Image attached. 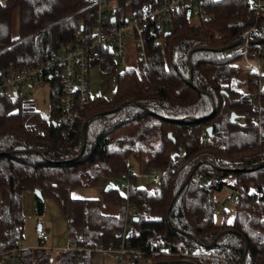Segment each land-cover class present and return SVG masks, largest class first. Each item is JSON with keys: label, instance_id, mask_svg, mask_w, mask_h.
<instances>
[{"label": "trees", "instance_id": "obj_1", "mask_svg": "<svg viewBox=\"0 0 264 264\" xmlns=\"http://www.w3.org/2000/svg\"><path fill=\"white\" fill-rule=\"evenodd\" d=\"M91 1L0 4V70L37 65L64 48L92 43L98 6ZM160 1L109 0L108 13L124 22ZM197 4L208 20L192 24L189 4L174 13L165 34H147L148 65L139 61V68L117 72L115 58L102 55V72L116 74L114 96L93 99L66 136L55 123L57 87L50 113L37 111L21 93L0 95V250L21 248L23 196L39 189L36 214L44 215L46 198L55 199L74 244L59 253L22 248V263L93 264L92 249L109 244L123 227L121 202L118 214L104 211L118 195L114 187L106 191L108 182L143 161L164 176L146 186L136 179L133 249L212 245L215 258L160 254L152 264H264V208L255 203L264 199V77L243 55L249 33L250 57L259 48L264 57V15L252 0ZM209 127L212 141L205 144L202 132ZM215 176L219 187L209 179ZM226 184L244 196L217 222L214 193ZM100 186L101 198L73 197L76 189Z\"/></svg>", "mask_w": 264, "mask_h": 264}, {"label": "built area", "instance_id": "obj_2", "mask_svg": "<svg viewBox=\"0 0 264 264\" xmlns=\"http://www.w3.org/2000/svg\"><path fill=\"white\" fill-rule=\"evenodd\" d=\"M9 0H0L1 5H6ZM109 0H92L91 5L98 6V15L96 19L97 32L92 43L88 45H77L70 48H64L54 54H51L45 61L37 65H27L19 69L7 68L0 70V95L12 94L17 96L26 85L33 86L38 82H48L57 87L60 96V110L56 117V125L63 126L64 135L67 130L75 126V123L82 119L86 107L91 104L93 98L91 95V68L95 62L101 63L102 55H112L120 59L121 64H126V44L127 39L135 33V45L138 51L139 61L145 66L148 65L146 36L152 33L155 36H161L166 33L167 28L173 21L174 13L187 7L192 0H162L158 4L146 5L139 15H135L128 21H121L117 14L103 12L102 7ZM200 0H197L199 2ZM252 7L264 15V0H252ZM191 11V9L189 10ZM194 14L200 16L201 21L209 19V15L198 7L193 9ZM245 49L243 51L245 62L253 67L261 77L263 76L261 62L264 57L261 55V48L255 51L256 58H251L248 52L249 33L245 40ZM54 80V81H52ZM264 90V88H263ZM259 122V119H256ZM67 129V130H66ZM204 143L212 141V136L205 129L202 132ZM164 176L162 171L154 166L141 168L131 164L127 170L120 175V189L123 194L118 199L124 205L123 227L115 232L116 239L109 244H99L94 247L96 253H107L123 264H152L153 255H178L184 258L198 257L215 258L212 245H181L178 250H174L170 242H164L161 249L135 250L131 247V227L137 219L138 206L132 200V189L138 184L136 179L157 182ZM216 187H219L218 176L209 178ZM228 185V184H226ZM225 186V185H224ZM230 186V185H229ZM231 187V186H230ZM232 188L229 202H237L243 198L244 194L237 188ZM264 199H255L257 207L264 208ZM225 208H220L223 212ZM264 220V212L262 214ZM49 236L42 231L39 232V248L47 251L59 253L62 249H56L47 244ZM171 245V247H170ZM22 248H12L9 250H0V264H23Z\"/></svg>", "mask_w": 264, "mask_h": 264}, {"label": "rangeland", "instance_id": "obj_3", "mask_svg": "<svg viewBox=\"0 0 264 264\" xmlns=\"http://www.w3.org/2000/svg\"><path fill=\"white\" fill-rule=\"evenodd\" d=\"M192 9L197 10V0L190 2ZM110 3H106L102 7V11L108 12ZM201 21L198 14H194L190 18L192 24H199ZM167 29H170L168 27ZM262 72L264 73V59L262 60ZM115 62L118 64L116 67L117 72H121L125 68H139L138 51L135 45V33L127 39L126 44V64H121L120 59L116 57ZM91 95L93 99H111L114 96L117 78L115 73H103L99 62L92 64L91 73ZM262 87L264 88V79L262 81ZM53 87L48 82H38L37 84L30 86L26 85L22 88L21 94L34 103L35 109L42 113H50L51 111V92ZM134 160V159H132ZM135 166H141V168H147L151 165L145 164L143 161H137ZM155 167V166H154ZM160 172V170H158ZM108 185H112L118 190V195L115 200L107 203L104 211L107 213L116 212L121 204L118 198L123 194V190L120 189V177L111 179ZM150 183V179L142 180L140 185L146 186ZM103 187H90L79 188L73 191V197L78 198L83 196L84 198H101L103 196ZM215 199L218 201V208L216 211V220L220 222L223 213L219 212L220 208L225 210L230 209L234 202H229L225 206L231 195L232 188L229 185H225L221 190L215 191ZM35 192L26 191L23 196V212L25 217V231L24 238L21 241L23 247H39V225L42 226V232L49 236L47 244L56 249H67L69 245L74 244V240L70 238L68 229V217L62 211L59 203L53 198H46V210L43 216H38L35 210ZM264 202V200H262ZM234 212H231L230 218H232ZM117 259V258H116ZM119 264H123L118 260Z\"/></svg>", "mask_w": 264, "mask_h": 264}, {"label": "crops", "instance_id": "obj_4", "mask_svg": "<svg viewBox=\"0 0 264 264\" xmlns=\"http://www.w3.org/2000/svg\"><path fill=\"white\" fill-rule=\"evenodd\" d=\"M262 62H261V65H262ZM100 66H101V63H100ZM263 76H264V73H263ZM88 188H90V187H88ZM78 198H84V197L83 196H80ZM88 199H98V198H88ZM119 209L116 212H112V213L113 214H118L119 213ZM45 210H46V208H45ZM40 231H42V228H41V230H39V232ZM21 248H28V247H23L21 245ZM30 248H33V247H30ZM93 264H119V262L117 261V259L114 256H112L110 254H107V253H96L95 256H94V258H93Z\"/></svg>", "mask_w": 264, "mask_h": 264}, {"label": "water", "instance_id": "obj_5", "mask_svg": "<svg viewBox=\"0 0 264 264\" xmlns=\"http://www.w3.org/2000/svg\"><path fill=\"white\" fill-rule=\"evenodd\" d=\"M189 15H191V11H189ZM258 43H260V41H258ZM120 107L121 106L115 108L114 110H118ZM236 118H237V114L235 112H232V120L236 121ZM207 130H208V132L210 134L212 133V128L211 127H209ZM83 132H85V126L83 127ZM171 136H172V133H170V137ZM81 154H82V152H81ZM195 169H196V167H195ZM112 187H113L112 185H108L107 188H106V191H109L110 189H112ZM34 192H35V195H37L39 198H43V194H42V192L39 189H36ZM171 209H172V206H170V208L168 210V215H170ZM41 228H42V226L39 225L38 229L41 230Z\"/></svg>", "mask_w": 264, "mask_h": 264}]
</instances>
